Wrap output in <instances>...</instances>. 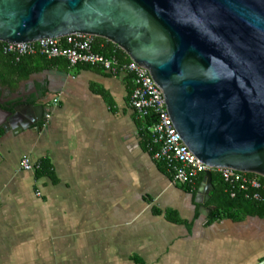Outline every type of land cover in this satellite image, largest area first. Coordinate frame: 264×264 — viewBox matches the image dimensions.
<instances>
[{
	"label": "crops",
	"instance_id": "obj_1",
	"mask_svg": "<svg viewBox=\"0 0 264 264\" xmlns=\"http://www.w3.org/2000/svg\"><path fill=\"white\" fill-rule=\"evenodd\" d=\"M126 77L65 65L0 83V102L26 98L50 115L0 129V264L264 259V219L208 223L195 202L199 186L174 184L145 150ZM23 157L48 169L24 171Z\"/></svg>",
	"mask_w": 264,
	"mask_h": 264
},
{
	"label": "water",
	"instance_id": "obj_2",
	"mask_svg": "<svg viewBox=\"0 0 264 264\" xmlns=\"http://www.w3.org/2000/svg\"><path fill=\"white\" fill-rule=\"evenodd\" d=\"M73 34L104 39L148 70L203 165L264 178V0H0L2 43ZM45 121L26 98L0 102L3 132ZM212 190L207 170L195 196L203 216Z\"/></svg>",
	"mask_w": 264,
	"mask_h": 264
},
{
	"label": "built area",
	"instance_id": "obj_3",
	"mask_svg": "<svg viewBox=\"0 0 264 264\" xmlns=\"http://www.w3.org/2000/svg\"><path fill=\"white\" fill-rule=\"evenodd\" d=\"M94 38L96 37L91 35L73 34L63 38L40 39L33 43L16 45L3 43L2 51L5 54H12L16 60L38 53L47 59H64L69 67L94 66L114 76H130L133 88L129 97V106L138 118L148 119L146 131L150 142L147 149L155 161L164 163L174 184L193 185L199 173L204 174L209 170L219 172L225 182L236 184L242 191L247 188L264 190V184L259 181L257 175L231 169H210L197 160L176 134L162 92L152 82L148 70L129 58L120 61L114 55L107 56L93 51ZM49 117V114L44 116L45 120ZM19 164L24 171L39 168V164L34 165L25 157ZM253 197L259 198L258 194H254Z\"/></svg>",
	"mask_w": 264,
	"mask_h": 264
},
{
	"label": "trees",
	"instance_id": "obj_4",
	"mask_svg": "<svg viewBox=\"0 0 264 264\" xmlns=\"http://www.w3.org/2000/svg\"><path fill=\"white\" fill-rule=\"evenodd\" d=\"M93 51L101 53L103 55H114L120 61L128 60L126 54L120 50L116 45L101 39L94 38ZM3 43L0 42V83L10 84L13 78L25 79L29 75L35 72L42 71L56 66H65L67 62L61 58L47 59L40 54H34L31 56H24L16 60L12 54H5L2 51ZM126 79L130 82L131 77L127 76ZM143 138L144 148L151 155L147 149V145L150 142V137L146 131L148 125V119H144ZM158 162V161H156ZM160 168L171 178L166 166L162 162H158ZM48 165L43 162L39 164L37 169L42 172H46ZM254 175V174H249ZM259 181L264 184V178L257 176ZM213 190L210 192V200L206 206H213L214 209L210 211L207 216V222L212 223L214 221L226 218L232 221H242L246 217H259L264 219V190H254L247 188L242 191L236 184H229L225 182L220 173L217 171H211ZM203 179V173H199L194 179L193 185H181L188 191L195 192ZM233 194V196H231ZM254 194H258L259 198L254 199Z\"/></svg>",
	"mask_w": 264,
	"mask_h": 264
}]
</instances>
